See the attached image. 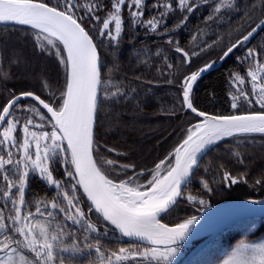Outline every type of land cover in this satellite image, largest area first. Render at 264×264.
Here are the masks:
<instances>
[{
	"label": "snow or ice",
	"instance_id": "obj_1",
	"mask_svg": "<svg viewBox=\"0 0 264 264\" xmlns=\"http://www.w3.org/2000/svg\"><path fill=\"white\" fill-rule=\"evenodd\" d=\"M126 3L129 9L133 5L136 8L135 11H130L132 22L146 25L153 32L163 26L164 18L172 11L171 3H161L158 0L155 7H163L165 10L160 12L158 17L143 21L139 19L143 15V0H131L130 3L129 0H113V11L103 19L99 28V35L106 38L109 44L119 43L123 23L121 9ZM213 4L212 14L208 19L220 14L222 9L234 7L233 0H213ZM261 4L264 7V0H261ZM199 6L196 0H178L179 9L187 13H192ZM101 7L102 5L96 2L82 4L81 0H63V3L54 7L39 0H0V22L30 26L36 32L37 47H40L41 51L55 50V55L65 69V86L58 98L46 102L33 92H23L12 95L0 110V136L3 138L0 139V147L5 150L7 157L0 155V174L7 189L2 195L12 205L8 209V215L0 209V264H74V257L78 254L91 257L88 264H129L130 261L141 264L145 260L148 264H169L176 255L180 242L188 236L192 225L196 223L197 217L184 219L174 226L161 223L160 218L184 195L182 187L190 179L199 155L208 146L226 136L238 133L264 134V63L257 59L259 55L264 54V48L260 52L252 48L242 57H237L241 63L254 65L246 72V77L250 78L251 92H246L243 88L246 78L232 74L236 92L230 93L231 107L238 109V101L252 104V97H255L254 102L261 106V111L239 115H209L198 111L193 105L191 92L201 73L211 67V64H206L183 78L181 107L191 110L203 119L191 125L182 142L169 153V156L174 155V162L165 157L156 163L146 184L138 183L142 172H133L132 176L118 183L109 179L93 157L94 123L98 104L102 102V85L107 81L102 79L103 63L98 46L89 32L82 27L83 16L78 15L82 11L84 15H92L94 19L99 20L100 17L95 15V12ZM110 22H114V32ZM180 23L183 24L184 20ZM256 30V27H253L231 43L220 59L229 56L234 49L249 41ZM167 43L175 42L170 38ZM60 44L63 45L62 49ZM175 51L182 54L184 62H190L191 56L197 54H190L178 43H175ZM167 67L171 69L173 65L168 63ZM166 82L171 84L173 81ZM44 86L48 88L47 83ZM122 95L126 97L127 93L122 92L120 88L111 93L113 97ZM24 97H31L38 103L28 106L27 111L33 115L25 120L20 129L19 120L14 113L19 107V101ZM57 104L58 106H55ZM42 109H46V113ZM33 116H39V125L35 123ZM47 125L51 127L50 132L30 130L43 129ZM18 130L23 133L22 143H18V137L13 135ZM11 147L18 149V159L13 158ZM166 161L168 163L164 167ZM57 163H70L74 168V171L65 169V175L78 177L76 184L83 189V193L91 202L87 212L80 207L76 185L71 186L70 194L65 190L64 182L54 178L52 168ZM116 166L114 160L103 161V167ZM119 167L126 173L134 166ZM34 173H38L41 179L48 185H54L57 190L51 201H36L35 214L24 210L27 204L28 178ZM223 178L231 183H236L238 179L228 172L223 173ZM204 186L207 187V184ZM187 199L194 201L196 197L188 194ZM199 202L204 204L203 200ZM49 208L58 209L63 213L65 222L71 221L73 226H79L83 235L82 245L77 228L73 227L71 232L66 231V224L55 221L56 213ZM93 209L105 222V235L108 225H111L123 237L147 241L150 247L131 245L119 247L115 251L105 248L100 238L91 236L100 230L99 224L93 223L88 215ZM36 214L45 217L44 220H34ZM66 237L70 239V243L66 242ZM21 249L32 253L31 258ZM93 251L95 256H92ZM62 253L70 255L64 256ZM224 264H264V244L252 246L249 256L239 260L230 257Z\"/></svg>",
	"mask_w": 264,
	"mask_h": 264
},
{
	"label": "trees",
	"instance_id": "obj_2",
	"mask_svg": "<svg viewBox=\"0 0 264 264\" xmlns=\"http://www.w3.org/2000/svg\"><path fill=\"white\" fill-rule=\"evenodd\" d=\"M39 1L52 6L63 3V0ZM91 2L102 5L95 12L100 19L96 20L92 15H84L82 11L78 15L83 16V26L97 41L102 53L107 57L103 67V80L107 83L102 87V102L99 104L95 126L94 159L109 179L120 181L132 176L133 172H142L143 175L138 177V183L146 184L151 178L155 164L168 156L186 136L187 129L197 121L191 113L183 112L181 107L184 76L189 73V70L198 68L201 63V65L208 61L215 63L231 43L246 34L264 17V7L261 0H233L234 7L222 9L220 14L208 19L214 7L213 0H207V2L196 0L200 6L192 13L179 9L178 0H160L161 3H171L172 11L164 18L163 26L153 32L146 25L132 22L130 11H135L136 8L133 5L129 9L126 3L121 9L123 23L117 45L115 42L109 44L106 38L99 35L103 19L113 11V0H81L82 4ZM157 3L158 0H143V15L139 19L148 21L158 17L159 13L165 9L155 7ZM185 17H187L186 20ZM182 20H184L183 24L180 23ZM113 24L114 22H110L114 32ZM35 36V30L28 27L0 26V74L3 75L0 78V110L12 95L33 92L43 98L45 94L43 92L49 88L51 92L56 93L54 98H58L64 90V66L54 55L53 50L41 51L40 47H37ZM170 38L190 54L197 53L191 56L189 64H186L182 55L175 51V43H167ZM59 47L63 48L61 44ZM252 48L258 52L264 48V27L249 42L234 49L219 67L205 73L198 80L191 99L199 111L213 115H233L262 110L253 98L252 104L239 102L238 109L231 107V75L238 74L246 78L245 86L250 87L247 85L250 78L246 77V72L250 66L254 67V65L247 62L241 63L237 57H242L248 49ZM29 57L44 61L46 67L38 65L34 75H30V69H27L26 74L21 73L25 68L21 66L20 61L22 58L29 60ZM257 59L264 63V54L259 55ZM168 63H171L173 68L169 69ZM167 80L173 82L169 84ZM45 83L48 88H45ZM117 88L126 92L127 96H111ZM35 104L30 100L19 102V107L14 113L19 124L33 115L27 111V108ZM33 119L35 122H40L37 116H33ZM10 150L14 157L16 148L11 147ZM0 154L7 158L2 147H0ZM107 159L116 161L117 166L103 167L101 162ZM119 165L134 167L129 168L125 173L121 171ZM65 169L72 171L69 163L63 167L56 164L52 168L54 178L64 182V188L70 194L71 186L76 185L80 207L87 212L89 205L82 197L74 177L65 175ZM224 172L238 178V182L226 187L223 180ZM257 181L260 182L257 183ZM205 184L207 187L204 186ZM4 190H7L6 182L0 174V209L8 215V209L12 205L3 197ZM183 193L184 195L171 210L163 215L161 219L163 222L177 224L194 216L201 209L229 199L264 197V135H237L214 145L199 161L190 179L184 185ZM56 194L54 185H48L38 173L30 174L26 187L27 204L24 210L32 212L36 210V201L47 203ZM188 194L195 196L196 200L189 201ZM200 200H203L204 204H201ZM52 211L56 213V221L66 224V231L71 232L73 227L77 228V235L80 236L82 245L83 235L79 226H73L71 221L65 222L63 213H60L58 209ZM88 215L93 223L99 224L100 228L99 232L92 233L91 236L100 238L105 248L115 251L119 247L131 245L140 247V244L124 240L109 228L105 235L104 223L94 212ZM262 234H264V222L242 238H255ZM65 240L68 243L71 242L67 237ZM21 251L30 258L33 255L27 249H21ZM92 256H95L94 251ZM90 258L84 254H78L74 257V264H88ZM129 264H137V262L130 261Z\"/></svg>",
	"mask_w": 264,
	"mask_h": 264
},
{
	"label": "water",
	"instance_id": "obj_3",
	"mask_svg": "<svg viewBox=\"0 0 264 264\" xmlns=\"http://www.w3.org/2000/svg\"><path fill=\"white\" fill-rule=\"evenodd\" d=\"M39 2H42V1H39ZM48 5L50 7H54V6L50 5V4H48ZM7 25L23 26V27L31 28L30 26L20 25V24L14 23V22H0V26H7ZM82 27H84V26L82 25ZM253 27H256L257 30L253 34V36L250 37V39H252L264 27V17L259 22H257ZM85 30L88 31L86 28H85ZM89 35L91 36L90 33H89ZM250 39H249V41H250ZM249 41H247V42H249ZM247 42H245V43H247ZM94 43L97 44V42L95 41V39H94ZM97 46H98V53L100 55L101 62L104 65L105 56L102 53V51L100 49V46L98 44H97ZM179 54H181V53H179ZM221 56H223V54ZM220 57L218 58V60L215 63L214 62L207 63V64H211V67L208 68L206 71H204V72L201 73V75L198 77L197 81L194 82L193 89H194V86L196 85V83L198 82V80L205 73H207V72H209V71H211V70L216 69L217 67H219L220 64L228 56L227 57H224L223 59H220ZM185 63L186 64H189V62H185ZM202 67H200V68H202ZM102 79H103V69H102ZM193 89H192V92H193ZM192 92H191V96H192ZM101 93H102V91L100 92V98H101ZM19 94H16V95H19ZM181 97H182V93H181ZM24 100H30V101H33L36 104L38 103V102L34 101L31 97H24L20 101H24ZM41 108H42V106H41ZM98 110H99V104H98ZM42 111H44L46 113L47 110L46 109H42ZM183 112H189L194 117H196L198 119V121L196 123H198L200 120L203 119L201 117H198L195 113H192L191 110H189V109L183 108ZM241 114H246V113H241ZM97 115H98V112H97ZM209 115H213V114H209ZM234 115H239V114H234ZM49 117H50V114H49ZM96 121H97V116H96L95 123H94V129H93V133L94 134H95ZM243 134H261V133H238V134H234L232 136H235V135H243ZM229 137H231V136L223 137L222 139L217 140L213 145L208 146L202 152V154L199 155V157H198V163L201 160V158L207 153V151L212 146H214L216 143L220 142L221 140H224V139L229 138ZM93 139H94V135H93ZM65 147H66V142H65ZM68 157H69V160H70V154H69ZM93 157H94V145H93ZM198 163H197V165H198ZM197 165L194 166L191 174L193 173V171L195 170V168L197 167ZM71 168H72V166H71ZM72 171H74V168H72ZM191 174H190V176H191ZM74 179H75V182H76L77 179H78V177H75ZM237 182H238V179H237ZM231 184L234 185L235 183H231ZM184 185H183V187H184ZM77 187H78V189H79L82 197L84 198V200L90 206L91 205V202L88 200L87 196L83 193V189L80 188L79 185H77ZM183 187H182V189H183ZM178 199H177V201H178ZM177 201L175 202V204L177 203ZM93 212L105 224V222L103 221L102 216H100V214L96 213L94 209H93ZM163 215H162V217H163ZM162 217L160 218V222L161 223H164L161 220ZM195 217H197L196 223L194 225H192L191 230L188 233V236L183 241H181L180 244H179V247H181V246H184V245H189V244H194L195 243V245L190 249L189 253L187 254V257L189 255H191L193 252H195L197 249H199L200 247H202L204 244H206L208 241H210L212 238H214L216 235H218L220 232H222L223 230H225L227 227H229V226H231V225H233V224H235V223H237V222H239V221H241L243 219H246V218H253V217L259 218V217H264V197H260V198H237V199L225 200V201L216 203V204H214V205H212L210 207L205 208L204 210H202ZM164 224H167V223H164ZM167 225L174 226L175 224H173V225L167 224ZM108 228L111 229L112 231H114L116 234H118L120 237H122L126 241H131V242H134V243H137V244H141V245L149 246L150 247V245L148 244L147 241H143V240H140V239L134 238V237L133 238L123 237L118 231H116L114 229L113 226L108 225ZM184 259H186V258H184Z\"/></svg>",
	"mask_w": 264,
	"mask_h": 264
},
{
	"label": "rangeland",
	"instance_id": "obj_4",
	"mask_svg": "<svg viewBox=\"0 0 264 264\" xmlns=\"http://www.w3.org/2000/svg\"><path fill=\"white\" fill-rule=\"evenodd\" d=\"M114 27H113V29H114ZM53 53L55 55V50H53ZM106 59H107V57H105L104 61H106ZM58 60H59V58H58ZM43 62L44 61L39 60V59H32V57H29V60H25V59L22 58V60L20 61V64L25 69L22 70L21 73L26 74L27 73V69L28 70L30 69L29 70L30 75H34V71H35V69L37 68L38 65L42 66L43 68L46 67L45 63H43ZM209 62L210 61L205 62L204 65L209 63ZM200 65H199L198 68H195V70H193V71L189 70V73H187V75H190L192 72L197 71L200 67L203 66V65H201V66ZM49 73L51 74L50 71H49ZM2 76L3 75L1 73L0 74V78H2ZM248 81H250V80H248ZM231 85H232V92L231 93L234 94L236 92V86H234L233 81H231ZM247 85L250 86V87L248 88L245 85H243V88H244V90L246 92L250 93L251 92V83L249 82V83H247ZM43 93H45V94H43V98L42 99H45L46 102L51 101L55 97V94H56V93L54 94V92H51V90L49 88L46 89V91L43 92ZM53 94H54V96H53ZM252 98L255 100V97H252ZM231 99H232V96H231ZM238 103H239V101H238ZM240 103H243V102H240ZM55 106H58V104L55 105ZM37 118L39 119V116H37ZM196 122L197 121H195V123ZM35 123L37 125H39L41 123V121L40 122L37 121ZM23 124L24 123L19 124V128L20 129H22ZM30 130L31 131H38V130L39 131H49L50 132L51 131V127H50V125H47L43 129L31 128ZM0 131H2V129H0ZM13 135L18 137V143H22L23 142V133H22V131L18 130V132L14 133ZM259 135H264V134H259ZM235 136H237V135H235ZM231 137H233V136H231ZM0 139H3L2 136H0ZM177 146H175L170 151V153H172ZM33 151H34V149H33ZM167 157H168L169 161L174 162V155L173 156H169V154H168ZM13 158L14 159H18L19 158V152H18L17 148H16V153L14 154ZM68 159H69V157H68ZM103 161H105V160H103ZM103 161L101 162L102 165H103ZM167 163H168V161H166V164H165L164 167L167 166ZM57 164H60L62 167L66 165V163H64V164L57 163ZM122 180H124V179H122ZM115 182L118 183L119 181H115ZM141 190H143V189H141ZM50 210H52V209H50ZM202 210H204V209L199 210L194 216L198 215ZM41 211L42 212L44 211L43 207L41 208ZM32 213L35 214L36 210L32 211ZM44 218L45 217H42L39 214L34 215V220H41L42 221V220H44ZM55 221H54V223H55ZM262 222H264V219H262V217H259V218H257V217L246 218L245 220H243L241 222H238L236 225H233V226L229 227L230 228V229L228 228L229 230L226 229L224 232H222V233L218 234L217 236H215L214 238H212L210 241H208L206 244H204L202 247L197 249L195 252H193L188 257H187V254L189 253L190 249L195 244H189V245L181 246V247H179L176 255L171 259L169 264H224V261L229 259L230 257H233L235 260L243 259V258H245V257H247V256H249L251 254L252 246L264 244V234H262V235H260L258 237H255V238H242V237H244L246 235H249V233L252 232L253 230H255L256 227L259 224H261ZM60 223L64 224V222H60ZM235 236H237V237L235 238ZM143 247H149V246H144V245L140 244V248H143ZM62 254H66V253H62ZM184 258H186V259H184ZM141 264H148V262L145 260V261H142Z\"/></svg>",
	"mask_w": 264,
	"mask_h": 264
},
{
	"label": "flooded vegetation",
	"instance_id": "obj_5",
	"mask_svg": "<svg viewBox=\"0 0 264 264\" xmlns=\"http://www.w3.org/2000/svg\"><path fill=\"white\" fill-rule=\"evenodd\" d=\"M223 180H224V185H225L226 187H229V185L231 184L230 181H227V180H225L224 178H223ZM231 185H232V184H231Z\"/></svg>",
	"mask_w": 264,
	"mask_h": 264
}]
</instances>
